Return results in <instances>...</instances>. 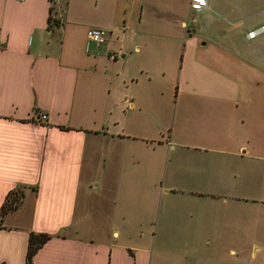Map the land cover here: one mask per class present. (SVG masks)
I'll list each match as a JSON object with an SVG mask.
<instances>
[{"label": "crops", "instance_id": "1", "mask_svg": "<svg viewBox=\"0 0 264 264\" xmlns=\"http://www.w3.org/2000/svg\"><path fill=\"white\" fill-rule=\"evenodd\" d=\"M208 1L0 0V206L24 194L0 234L20 264L31 231L52 235L33 264H152L151 235L195 261L264 251V37L220 33Z\"/></svg>", "mask_w": 264, "mask_h": 264}, {"label": "rangeland", "instance_id": "2", "mask_svg": "<svg viewBox=\"0 0 264 264\" xmlns=\"http://www.w3.org/2000/svg\"><path fill=\"white\" fill-rule=\"evenodd\" d=\"M212 4V11H209L208 14L218 22L216 25L219 27L220 33L231 29L232 32L242 31L239 37H243V34L246 33V26L256 28L264 23V0H213ZM239 21H241V25H236ZM202 22L204 21L197 18L195 23L190 21L189 24L190 26H202ZM227 34L229 33L227 32ZM261 37H264V35H261L258 39ZM168 161L171 164L172 157ZM27 207L29 206H24L25 210ZM147 239L152 253V264H218L214 256L209 257V259L199 258L197 261L181 257L179 255L181 245L179 241L174 239H159L158 236L152 237V235ZM253 242L258 243L257 240L247 241L248 247L243 251L235 246L234 242H231L230 246L234 247L235 253H231L228 258L224 257V262L229 264H264V251L262 249L256 251L254 256V251L249 246ZM214 252L212 251L209 254ZM1 257H5L10 264H20L22 261V252L13 251L11 237L7 234H0Z\"/></svg>", "mask_w": 264, "mask_h": 264}, {"label": "trees", "instance_id": "3", "mask_svg": "<svg viewBox=\"0 0 264 264\" xmlns=\"http://www.w3.org/2000/svg\"><path fill=\"white\" fill-rule=\"evenodd\" d=\"M23 191L20 189L10 190L0 206V228L7 214L16 211L22 203ZM52 237L47 233L29 232L25 253V264H33L36 252Z\"/></svg>", "mask_w": 264, "mask_h": 264}, {"label": "built area", "instance_id": "4", "mask_svg": "<svg viewBox=\"0 0 264 264\" xmlns=\"http://www.w3.org/2000/svg\"><path fill=\"white\" fill-rule=\"evenodd\" d=\"M23 1V0H19ZM190 10L194 12H201L209 8V1L208 0H190L189 2ZM87 39L90 42L96 44H102L106 41L109 33L102 29L97 28H90L86 32ZM261 35H264V23L259 25L256 28H251L247 26L245 36L247 39H255ZM42 119L46 118V115L41 116Z\"/></svg>", "mask_w": 264, "mask_h": 264}]
</instances>
